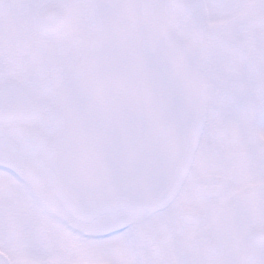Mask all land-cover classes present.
Wrapping results in <instances>:
<instances>
[{"label":"snow or ice","instance_id":"1","mask_svg":"<svg viewBox=\"0 0 264 264\" xmlns=\"http://www.w3.org/2000/svg\"><path fill=\"white\" fill-rule=\"evenodd\" d=\"M0 264H264V0H0Z\"/></svg>","mask_w":264,"mask_h":264}]
</instances>
